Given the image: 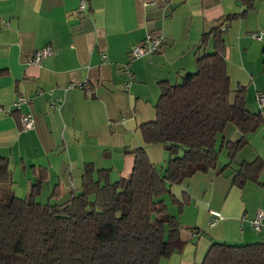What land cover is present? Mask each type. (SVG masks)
Segmentation results:
<instances>
[{
  "label": "crops",
  "instance_id": "0c3cea01",
  "mask_svg": "<svg viewBox=\"0 0 264 264\" xmlns=\"http://www.w3.org/2000/svg\"><path fill=\"white\" fill-rule=\"evenodd\" d=\"M244 1L0 0V157L13 171V192L28 195L43 174L31 167L43 166L46 181L37 200H51L56 187L58 201H66L82 186L86 163L116 180L129 175L134 159L129 151L140 146L156 166H165L162 145L144 143L139 131L155 117L158 83H175L195 71L202 34L227 15L241 14ZM154 32L162 36L158 50L132 59L131 49ZM259 33L261 39L253 37ZM224 38L231 89L244 85L248 110L264 118L256 101V92L264 91V0H251L244 15L229 22ZM45 45L52 53L31 63V55ZM211 46L210 41L205 50ZM23 116L32 119L31 128H24ZM242 136L228 123L217 143ZM245 138L234 167L257 157L264 161V124ZM227 162L223 148L217 170ZM217 170L171 187L178 200L184 192L189 196L178 214L185 245L160 264H201L216 241L264 240V218L259 230L251 225L257 210L264 211V168L259 182L243 187L232 183L231 167ZM22 177L25 192L19 193L15 183Z\"/></svg>",
  "mask_w": 264,
  "mask_h": 264
},
{
  "label": "trees",
  "instance_id": "16d2710c",
  "mask_svg": "<svg viewBox=\"0 0 264 264\" xmlns=\"http://www.w3.org/2000/svg\"><path fill=\"white\" fill-rule=\"evenodd\" d=\"M243 6L241 14L227 15L202 34L195 71L180 75L175 83H158L155 117L140 124L139 131L144 143L162 145L168 156L165 166H156L140 146L129 151L134 156L129 175L110 181L108 170L86 163L82 186L70 199L58 201L61 195L55 187L51 200L42 202L37 196L46 168L31 167L33 173L43 174L31 184L29 194L20 197L12 189L8 160L0 157V264H160L185 245L178 214L189 196L184 192L178 200L173 185L217 170L223 148L228 162L216 173L231 167L232 183L239 187L259 182L261 158L232 165L247 144L245 135L264 124L261 112L248 110L245 86L232 90L230 85L224 35L251 0ZM228 123L244 136L234 142L222 138L218 145L217 137ZM172 204L177 214L171 211ZM201 264H264V240L213 242Z\"/></svg>",
  "mask_w": 264,
  "mask_h": 264
},
{
  "label": "built area",
  "instance_id": "2783aa9c",
  "mask_svg": "<svg viewBox=\"0 0 264 264\" xmlns=\"http://www.w3.org/2000/svg\"><path fill=\"white\" fill-rule=\"evenodd\" d=\"M262 33L255 34L253 37L256 39H261ZM162 42V36L159 32H154L152 34H149L143 42L136 44L132 49L130 53V57L132 59L140 58L141 56L145 54H150L160 47ZM52 53V48L50 45H45L42 48L36 50L33 55H31L29 61L31 63H39L40 60ZM256 101L259 105V107L262 109L264 107V91H257L256 92ZM22 123L25 129H29L33 126V121L28 116L22 117ZM211 214L213 217L217 218L219 217V212L216 210H212ZM263 218H264V211L261 209H258L255 217L251 221V225L255 230H259L263 225Z\"/></svg>",
  "mask_w": 264,
  "mask_h": 264
},
{
  "label": "rangeland",
  "instance_id": "374dc122",
  "mask_svg": "<svg viewBox=\"0 0 264 264\" xmlns=\"http://www.w3.org/2000/svg\"><path fill=\"white\" fill-rule=\"evenodd\" d=\"M11 169V168H10ZM11 171H12V169H11ZM13 172V171H12ZM17 173H18V171H14V176H15V179L14 180H16V178H17ZM117 180V179H116ZM111 181H115V180H111ZM17 183H15V185H17L18 184V186H19V193H22L23 191L25 192V190L23 189V187H21L22 186V184L24 183V178L22 177V178H19L18 179V181H16ZM19 182V183H18ZM31 187V186H30ZM30 187H29V189H30ZM45 187H46V185H45ZM45 187H43V188H45ZM52 189V188H51ZM15 190H17V188H15ZM39 197V196H38ZM45 200V199H44ZM173 205V209L177 212V207H176V205H174V204H172ZM171 208H172V206H171Z\"/></svg>",
  "mask_w": 264,
  "mask_h": 264
}]
</instances>
